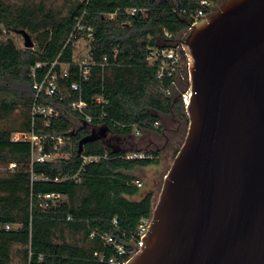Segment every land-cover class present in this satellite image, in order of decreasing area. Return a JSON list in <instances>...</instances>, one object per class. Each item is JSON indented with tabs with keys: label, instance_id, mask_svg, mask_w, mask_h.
<instances>
[{
	"label": "trees",
	"instance_id": "16d2710c",
	"mask_svg": "<svg viewBox=\"0 0 264 264\" xmlns=\"http://www.w3.org/2000/svg\"><path fill=\"white\" fill-rule=\"evenodd\" d=\"M67 1L70 8L63 14L46 0H0V264H13L16 246L20 264H109L115 250L101 235L110 233L127 242L140 219L152 215L155 193L133 198L140 194V186L134 183L139 177L132 171L158 162V152L154 158H127L125 150L114 152L100 140L89 141L85 152L108 151L110 158L89 164L74 179L80 167L79 141L89 131L84 125L76 128L70 115L84 121L89 116L90 123L120 134L133 133L137 127L161 132L163 115L173 112L188 121L178 95L164 93L170 79L158 77L148 54L151 48L170 47L180 40L192 15L203 7L201 0ZM132 7L139 11L129 13ZM115 10L120 11L109 19L106 13ZM78 23L83 27L79 31ZM20 29L35 39L33 47H21L10 36L3 38ZM73 32L77 35L70 38ZM82 37L89 38L93 64L81 90H74L69 86L80 77L74 53ZM55 60L69 63L70 75L55 94H39V104L55 111L50 124H45L42 114L32 112L36 91L31 69L37 62ZM80 99L86 103L83 112L73 107ZM14 132L43 136L42 151L59 157L35 160L31 139H13ZM54 134L67 135V142L56 147L50 139ZM4 164L9 169L1 173ZM47 192L67 200L43 208L37 195ZM66 229L81 233V238L67 240Z\"/></svg>",
	"mask_w": 264,
	"mask_h": 264
},
{
	"label": "water",
	"instance_id": "95a60500",
	"mask_svg": "<svg viewBox=\"0 0 264 264\" xmlns=\"http://www.w3.org/2000/svg\"><path fill=\"white\" fill-rule=\"evenodd\" d=\"M174 46L188 61L187 133L127 264H264V0H223Z\"/></svg>",
	"mask_w": 264,
	"mask_h": 264
},
{
	"label": "built area",
	"instance_id": "2783aa9c",
	"mask_svg": "<svg viewBox=\"0 0 264 264\" xmlns=\"http://www.w3.org/2000/svg\"><path fill=\"white\" fill-rule=\"evenodd\" d=\"M89 0H87L88 2ZM223 0H201V4L203 7H200L193 15L190 21V26L195 23L202 15L205 13L216 10ZM120 10H115L112 12L106 13V16L109 19H114ZM139 10L136 7H132L128 10L129 13H136ZM140 11H145L140 9ZM82 18H80L79 23ZM78 23L76 26L77 31L83 29V27ZM75 29V30H76ZM88 29H91L89 27ZM77 33L73 32L70 35V38L76 37ZM92 34L90 33L89 36ZM167 36H171L169 32L166 33ZM69 38V39H70ZM80 65V77L78 80H73L70 82V88L74 90H81L82 80L87 79L90 74V67L93 64L92 61V53L89 52V55L78 61ZM148 63L151 67H155L158 70V77L164 81L165 78L170 79V84L164 86L163 91L168 96L176 95V92L180 90L179 98L181 101V105L184 111H187V106L190 101V96L192 94L190 77L188 72V61L184 66L182 53L180 52L177 46L170 47H154L151 48L148 54ZM184 67L187 69L186 74L182 73V69ZM42 69V71L40 70ZM70 75L69 63L59 62L55 60L51 63L37 62L35 66L31 69V76L33 78V87L36 91V95L32 104V112L33 114H42L46 120L45 124H50V117L54 115L55 111L50 106H42L38 102V97L41 92H45L48 95H53L57 91L60 90L63 83L62 80ZM186 81L187 86L184 89H180L181 80ZM99 101L101 97L97 98ZM86 103L80 99L73 103V107L75 110L84 111ZM87 121H92L91 117H87ZM155 126H159L160 122L156 121L154 123ZM143 129L136 128V132L140 133ZM28 134L17 132L16 135H13V139H26L29 138L33 144L34 158L39 162H46L51 160H56L58 155L54 153L43 152V136H37L34 134ZM51 141L55 144L56 147L64 145L67 142V135L63 134H54L51 136ZM125 157L127 158H154L153 152H147L145 150H126ZM110 155L108 151L103 153H87L84 150L79 154L80 159V167L77 173L73 176L74 179L80 177L82 171L86 170L87 166L92 163H97L105 159H109ZM16 166L15 162L11 163V168ZM44 179H49L47 176L42 177ZM65 178H68L67 176ZM134 183L137 186L142 185V181L140 179L134 180ZM62 194L55 192H47V193H39L37 198L40 201V205L43 208H46L49 205V202L53 203V205H57L59 199L62 198ZM71 219V216L67 217ZM152 220L151 216H144L140 219L135 231L131 234L130 239L127 242H124L121 238L110 234L105 233L101 236L106 244L113 247L115 250L114 253L108 258L109 264H127L128 260L140 249L143 245V237L147 233L150 228V223ZM113 223L117 226L118 219L114 218ZM11 224H6V228H10ZM95 235V232L92 233ZM103 259V257L101 258Z\"/></svg>",
	"mask_w": 264,
	"mask_h": 264
},
{
	"label": "rangeland",
	"instance_id": "374dc122",
	"mask_svg": "<svg viewBox=\"0 0 264 264\" xmlns=\"http://www.w3.org/2000/svg\"><path fill=\"white\" fill-rule=\"evenodd\" d=\"M16 2H21V0H11ZM36 2H39L41 0H35ZM48 5L55 8L56 10L61 11L63 14H66L70 8V1L67 0H46ZM13 37L17 44L21 47H25V40L21 33L18 32H12V33H6L3 38L6 37ZM35 42V39H33ZM161 43H168L166 40H161ZM174 44V43H173ZM89 38L82 37L76 42V48H75V57L76 59H81L83 56H87V53L89 51ZM183 57V63L184 66L186 65L187 58L185 55L182 54ZM187 72V69L184 67L182 69V73L185 75ZM187 86L186 81L183 79L181 80V87L180 89H184ZM180 90L176 92V95L179 97ZM18 110L13 114L12 117H16ZM188 119L187 111H185ZM71 120L76 125V128H78L81 125H88L86 121L70 115ZM183 121L179 113L173 112L168 115H163L161 120L162 125V131L157 132L155 130H143L140 133L136 132V129H134L133 136L131 138L125 136H120V140L122 142H118L117 144L125 147L124 149H132V150H145L147 152H158L157 158L158 162L150 164L148 166L139 167L132 171L135 175L139 177V179L142 181V185L140 186V194L134 196L133 198H140L142 194H145L149 191H154L155 195V202L159 196L162 183L164 180V177L166 173L168 172L172 161L175 157L176 152L180 148L182 142L185 139L187 128H188V121L186 127H184L182 130L174 131L173 128H176L179 121ZM10 121L6 122L5 124H9ZM3 126V124L0 123V128ZM163 133L167 134V136H170V140L167 141ZM17 132H14L13 135H16ZM29 135V134H28ZM27 135V136H28ZM67 156L68 154H63ZM61 156V154H60ZM155 156V155H154ZM59 157V155H58ZM57 157V158H58ZM9 169L8 166L5 164L1 167V173H4V170ZM67 200V196H64L63 198L59 199V203L61 201ZM66 239L73 241L75 239L81 238V233H75L72 230L66 229L65 232ZM19 248L16 246L15 251L13 252V264H20L21 258L19 257V254L16 253V249Z\"/></svg>",
	"mask_w": 264,
	"mask_h": 264
},
{
	"label": "flooded vegetation",
	"instance_id": "af4514ba",
	"mask_svg": "<svg viewBox=\"0 0 264 264\" xmlns=\"http://www.w3.org/2000/svg\"><path fill=\"white\" fill-rule=\"evenodd\" d=\"M87 122V126L84 125L86 127V129L89 131V133L91 132L95 137L96 140H100L101 142H103L106 146L108 147H113V148H120V149H124L125 147H122L120 145H118V142H122L123 141L120 140V136L122 137H129L131 138L133 135H131V133L128 134H120L115 132L113 129H111L110 127L106 126V125H98V124H93L90 123L88 121ZM187 125V121L186 120H181L178 122V125L176 128H173V132L174 131H178V130H182L184 127H186ZM162 135H164V137L166 138L167 141L170 140V136H167V134L163 133Z\"/></svg>",
	"mask_w": 264,
	"mask_h": 264
},
{
	"label": "crops",
	"instance_id": "0c3cea01",
	"mask_svg": "<svg viewBox=\"0 0 264 264\" xmlns=\"http://www.w3.org/2000/svg\"><path fill=\"white\" fill-rule=\"evenodd\" d=\"M89 52H90V49H89V51H88V53H87V56L89 55ZM74 54H75V53H74ZM87 56H83V57H81V59H84V58H86ZM81 59L78 58L77 60L79 61V60H81ZM63 197H64V195L62 196V198H63Z\"/></svg>",
	"mask_w": 264,
	"mask_h": 264
}]
</instances>
